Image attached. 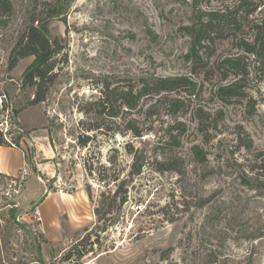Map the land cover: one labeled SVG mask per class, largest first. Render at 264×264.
<instances>
[{
    "label": "rangeland",
    "instance_id": "374dc122",
    "mask_svg": "<svg viewBox=\"0 0 264 264\" xmlns=\"http://www.w3.org/2000/svg\"><path fill=\"white\" fill-rule=\"evenodd\" d=\"M43 1L62 13L50 29L62 38L65 50L46 101L31 105L34 88H24L22 76L34 56L11 68L10 52ZM256 1L261 8L244 34L250 42L260 29L259 38L264 37V0ZM12 2L13 19L0 27V95H6L0 131L8 140L20 138L19 145L2 146L22 150L26 164L14 176L0 173V264H58L88 232L97 238L95 208L102 193H115L120 182L101 181L97 168L111 166L114 148L119 150L116 172L130 179L128 197L113 208L114 221L101 233L102 247L96 244L95 253L76 264H264V236H259L264 234V55L256 62L237 42L218 39L213 62L242 56L249 67L242 80L246 93L227 102L218 89L234 82L233 75L221 81L218 75L191 73L192 38L186 27L192 21V0ZM235 2L211 0L203 9ZM146 72L197 83L191 111L180 119L185 135L168 151L183 163L185 175L161 173L152 165L157 141L173 124L166 115L154 132L139 138L92 132L87 147L77 141L84 117L78 106L98 93L97 80ZM198 107L208 113L202 115L205 121L192 111ZM128 142L145 161L133 176Z\"/></svg>",
    "mask_w": 264,
    "mask_h": 264
},
{
    "label": "trees",
    "instance_id": "16d2710c",
    "mask_svg": "<svg viewBox=\"0 0 264 264\" xmlns=\"http://www.w3.org/2000/svg\"><path fill=\"white\" fill-rule=\"evenodd\" d=\"M211 0H192V21L186 27L192 38L189 58L192 63L191 73L195 76L204 75L212 77L218 75L221 81H228L231 75L235 81L227 85H220L218 93L224 101H230L233 97H239L246 92L242 80L248 75L249 67L242 56H223L213 62L212 57L216 54V44L220 40H232L239 47L255 57L256 62L261 61L264 55V37L259 34L252 42L245 40L244 34L247 25L252 23L250 17L261 8V3L256 0H236L235 3L216 10L203 9L204 3ZM36 5L29 23L20 34L10 52L11 68L26 57L34 56V61L27 67L22 76L24 88H34V97L31 105L46 101L50 90L60 73V60L65 50L62 38L54 36L50 29V22L62 14L54 9L50 1H43ZM14 4L12 0H0V27H6L13 19ZM258 26V25H256ZM253 26V27H256ZM264 34V33H263ZM94 86L97 94L85 99L79 104V110L84 117L79 121L77 141L81 147H87L92 143L90 133L106 135H122L139 138L152 133L156 124L163 115L169 116L173 124L164 132L154 148L152 165L156 171L164 173L175 171L185 175L183 163L177 158L169 156L168 151L173 146L179 145L186 132L185 124L180 120L191 111V100L197 95V83L188 77H162L154 74L143 73L138 77H115L98 79ZM202 121V115L208 114L202 107L193 109ZM177 126H173V125ZM20 143V138L7 139L4 132L0 131V146ZM250 149V145L248 144ZM128 153L133 155L135 169L130 175L138 174L142 169L143 155L140 156L132 142L125 145ZM197 156L203 157V150L195 146ZM119 150L114 148L110 153L111 166L102 164L98 169L100 180L120 181L115 193L106 196L102 193L100 205L95 208L98 216L99 228L97 238L92 240L94 232L90 231L74 244L61 258L58 264H76L89 253H95V245L101 243V233L106 232L113 223V208L120 201L123 204L128 197L126 185L129 178L121 179V173L115 170L118 162ZM256 162V161H255ZM264 167V164L262 165ZM253 170L258 166H252ZM90 173L96 169L89 165ZM109 172H112L109 177ZM1 173V172H0ZM131 178V177H130ZM110 184V183H109ZM108 184V185H109ZM92 198L91 189L88 190ZM111 198L110 202L106 200ZM103 224V225H102ZM259 236H264L260 234ZM172 248H170L171 251ZM77 258H74L76 257ZM167 258V256H165ZM50 264H57L51 262Z\"/></svg>",
    "mask_w": 264,
    "mask_h": 264
},
{
    "label": "crops",
    "instance_id": "0c3cea01",
    "mask_svg": "<svg viewBox=\"0 0 264 264\" xmlns=\"http://www.w3.org/2000/svg\"><path fill=\"white\" fill-rule=\"evenodd\" d=\"M26 164L22 150L10 146H0V172L14 176L19 173ZM49 192L44 189V192Z\"/></svg>",
    "mask_w": 264,
    "mask_h": 264
},
{
    "label": "built area",
    "instance_id": "2783aa9c",
    "mask_svg": "<svg viewBox=\"0 0 264 264\" xmlns=\"http://www.w3.org/2000/svg\"><path fill=\"white\" fill-rule=\"evenodd\" d=\"M5 100H6V95L4 94V95H0V106H2L3 105V103L5 102ZM13 144V143H12ZM35 214L39 217V218H41V209L39 208V207H37L36 209H35Z\"/></svg>",
    "mask_w": 264,
    "mask_h": 264
}]
</instances>
